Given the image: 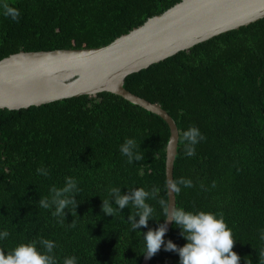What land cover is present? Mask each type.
Listing matches in <instances>:
<instances>
[{"label": "trees", "instance_id": "obj_1", "mask_svg": "<svg viewBox=\"0 0 264 264\" xmlns=\"http://www.w3.org/2000/svg\"><path fill=\"white\" fill-rule=\"evenodd\" d=\"M182 0H0V59L20 51L101 47ZM19 10L6 17L3 4ZM125 88L160 104L180 134L197 127L205 139L186 156L180 142L174 180L176 207L223 213L233 230L240 264H259L264 232V18L200 43L126 78ZM135 139L141 161L120 151ZM170 128L160 116L114 93L83 95L27 109H0V239L5 254L21 243L52 240L58 264H141L143 234L163 224L156 200L147 228L132 230L131 205L115 217L102 211L108 190L123 194L160 189L168 200L166 149ZM49 170L47 177L37 168ZM71 176L80 189L77 215L66 217L38 201L51 197ZM113 205L115 206L114 200ZM139 217H137V220ZM76 222L73 227L71 223ZM178 247L187 241L172 224L164 237ZM179 254L161 247L150 264H179Z\"/></svg>", "mask_w": 264, "mask_h": 264}, {"label": "water", "instance_id": "obj_2", "mask_svg": "<svg viewBox=\"0 0 264 264\" xmlns=\"http://www.w3.org/2000/svg\"><path fill=\"white\" fill-rule=\"evenodd\" d=\"M263 18L264 0H182L101 47L11 54L0 59V109H27L103 92L121 96L167 122L169 140H173L166 149L168 184L174 180L178 153L177 123L160 104L127 90L126 78ZM168 201L176 207V193L171 190H168ZM172 224H167L165 236ZM151 259L144 255L141 264H150Z\"/></svg>", "mask_w": 264, "mask_h": 264}, {"label": "clouds", "instance_id": "obj_3", "mask_svg": "<svg viewBox=\"0 0 264 264\" xmlns=\"http://www.w3.org/2000/svg\"><path fill=\"white\" fill-rule=\"evenodd\" d=\"M2 7L6 17H11L13 20L19 19L20 12L17 8L7 3H4ZM203 139L205 137L195 126L183 131L180 134V142L184 145V154L186 156L195 155V145ZM168 143L173 144V140H169ZM137 147L135 139L131 138L126 139L120 146V151L128 158V163L144 159V155L136 151ZM36 171L37 174L45 177L50 174L45 167L37 168ZM180 185L187 188L194 186L192 180L181 177L179 180H169L167 187L168 190L179 194ZM79 191L77 180L68 176L65 178L63 187H51L50 198L39 199V207L44 209L54 207L52 215L62 218V223L66 217L65 209H68L73 216L77 215L78 201L76 196ZM159 192L160 189L157 187H153L151 191L140 187L130 189L127 194H123L119 187H111L108 190L109 198L103 199L102 211L108 216L115 217L118 212L131 205V215L127 220L130 222L132 230L135 231L141 227L147 228L149 220L153 219L154 208L146 201L149 199L156 200L163 210L165 223L160 224L156 229H149L146 234H143L146 258H152L164 246L165 251L179 254V264H240L241 257L233 251L237 240L222 212L186 211L182 207L172 206L168 200L158 198ZM137 217H139L138 220ZM168 223H174L177 228L181 229V235L187 241L183 247H178L171 240H168L165 245L164 237L168 231ZM71 225L75 227L76 222L74 221ZM8 236V231L0 232V239H5ZM260 239L264 241V232L261 233ZM38 243L44 251L37 248V241L21 243L7 254L0 250V264H58L53 254L56 247L55 243L49 239H40ZM257 251L259 264H264V247ZM63 264H77L76 257H66ZM248 264H250L249 261Z\"/></svg>", "mask_w": 264, "mask_h": 264}]
</instances>
